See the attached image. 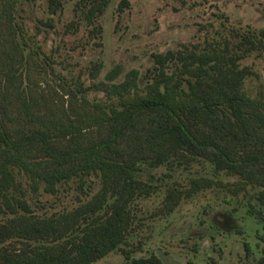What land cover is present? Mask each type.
<instances>
[{
  "label": "trees",
  "instance_id": "trees-1",
  "mask_svg": "<svg viewBox=\"0 0 264 264\" xmlns=\"http://www.w3.org/2000/svg\"><path fill=\"white\" fill-rule=\"evenodd\" d=\"M65 1L49 0L50 12ZM19 2L0 0V264H94L117 251L130 258L144 224L139 201L162 192L161 211L171 213L223 186L248 196V212L264 225V94L247 91L253 69L243 63L264 52V28L155 53L144 79L132 69L116 81L115 68L88 85L56 72L49 56L39 61L17 19ZM110 2L79 0L82 20L95 24ZM93 66L94 80L103 63ZM200 164L213 176L194 172ZM179 172L188 182L169 184ZM75 179L87 196L77 206L34 210L31 193L58 195ZM89 181L100 185L93 195ZM134 262L165 264L155 254Z\"/></svg>",
  "mask_w": 264,
  "mask_h": 264
},
{
  "label": "rangeland",
  "instance_id": "rangeland-1",
  "mask_svg": "<svg viewBox=\"0 0 264 264\" xmlns=\"http://www.w3.org/2000/svg\"><path fill=\"white\" fill-rule=\"evenodd\" d=\"M78 1L66 0L53 14L49 0H20L17 19L30 47L40 49L39 61L47 65L44 58L49 56L56 72L88 85L106 79L115 68L120 70L116 81L132 69L144 79L154 65L155 53L184 45L204 47L207 40L264 28V0H128L122 9V0H111L93 25L82 20ZM95 25L100 32L93 31ZM100 62L103 66L93 80V65ZM243 63L253 69L246 79L247 91L252 96L264 94V52L253 53ZM95 96L104 98L105 93L91 92L90 97ZM165 171L152 170L157 177ZM193 171L213 176L207 165H197ZM188 175L179 172L167 181L187 183ZM218 177L236 181L224 173ZM92 182L84 187L91 195L100 187ZM24 186L29 187L26 179ZM85 193L75 179L58 195L41 188L31 193L29 201L40 215H51L77 206L87 197ZM247 197H235L216 185L184 199L171 213L161 211L163 192L142 198L139 214L144 224L127 246L132 256L117 251L94 264H135V258L153 254L165 264H264V225L248 212Z\"/></svg>",
  "mask_w": 264,
  "mask_h": 264
}]
</instances>
